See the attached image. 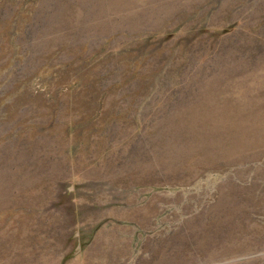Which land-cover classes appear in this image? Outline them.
<instances>
[{"label": "rangeland", "instance_id": "374dc122", "mask_svg": "<svg viewBox=\"0 0 264 264\" xmlns=\"http://www.w3.org/2000/svg\"><path fill=\"white\" fill-rule=\"evenodd\" d=\"M0 264H264V0H0Z\"/></svg>", "mask_w": 264, "mask_h": 264}]
</instances>
